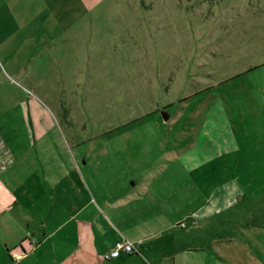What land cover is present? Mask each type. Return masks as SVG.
Listing matches in <instances>:
<instances>
[{
    "label": "rangeland",
    "instance_id": "1",
    "mask_svg": "<svg viewBox=\"0 0 264 264\" xmlns=\"http://www.w3.org/2000/svg\"><path fill=\"white\" fill-rule=\"evenodd\" d=\"M64 140L86 190L62 195L138 196L115 223L264 212V0H0V175L31 172L38 213ZM1 221L0 251H29L32 229Z\"/></svg>",
    "mask_w": 264,
    "mask_h": 264
},
{
    "label": "crops",
    "instance_id": "2",
    "mask_svg": "<svg viewBox=\"0 0 264 264\" xmlns=\"http://www.w3.org/2000/svg\"><path fill=\"white\" fill-rule=\"evenodd\" d=\"M64 141L67 164L56 168L60 179L49 181L47 213H38L35 209L37 203L44 204L47 198L23 187L33 179L31 172L21 169L16 172L11 166L2 170L1 223L3 227L14 223L20 228H31L36 242L29 241L28 245L32 246L26 251L25 238L7 244V234H2L1 264H12V261L16 264L45 261L48 264H264V212L254 210L235 219L219 209L216 212L209 208L195 209L181 213L167 226L151 227L141 226L140 220L124 219L118 223L111 220L109 214L117 215L115 212L120 206L138 198L126 189L114 204L103 197L62 195L67 189L62 182L66 181L77 182L79 192L86 190L81 167L72 152L75 146L70 147ZM81 164L84 166L85 162ZM206 202L208 206L213 202L220 208L225 201L214 197ZM167 214L165 211L151 213L159 219ZM121 238L133 242L137 252H122L116 258L103 260L102 254Z\"/></svg>",
    "mask_w": 264,
    "mask_h": 264
},
{
    "label": "built area",
    "instance_id": "3",
    "mask_svg": "<svg viewBox=\"0 0 264 264\" xmlns=\"http://www.w3.org/2000/svg\"><path fill=\"white\" fill-rule=\"evenodd\" d=\"M122 252L125 254H131V253L137 252V248L133 242L125 238H121L114 243L111 249H109L108 251L102 254V259L107 261V260L116 258Z\"/></svg>",
    "mask_w": 264,
    "mask_h": 264
},
{
    "label": "water",
    "instance_id": "4",
    "mask_svg": "<svg viewBox=\"0 0 264 264\" xmlns=\"http://www.w3.org/2000/svg\"><path fill=\"white\" fill-rule=\"evenodd\" d=\"M163 117L166 120L168 118V114H166L165 112L162 111Z\"/></svg>",
    "mask_w": 264,
    "mask_h": 264
},
{
    "label": "flooded vegetation",
    "instance_id": "5",
    "mask_svg": "<svg viewBox=\"0 0 264 264\" xmlns=\"http://www.w3.org/2000/svg\"><path fill=\"white\" fill-rule=\"evenodd\" d=\"M164 109V108H163Z\"/></svg>",
    "mask_w": 264,
    "mask_h": 264
},
{
    "label": "trees",
    "instance_id": "6",
    "mask_svg": "<svg viewBox=\"0 0 264 264\" xmlns=\"http://www.w3.org/2000/svg\"><path fill=\"white\" fill-rule=\"evenodd\" d=\"M167 107V106H166Z\"/></svg>",
    "mask_w": 264,
    "mask_h": 264
}]
</instances>
